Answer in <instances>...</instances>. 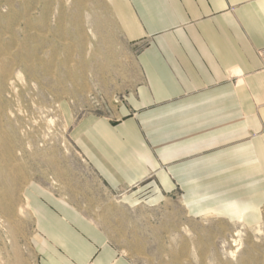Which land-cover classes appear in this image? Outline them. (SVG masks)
Listing matches in <instances>:
<instances>
[{"label": "rangeland", "instance_id": "obj_1", "mask_svg": "<svg viewBox=\"0 0 264 264\" xmlns=\"http://www.w3.org/2000/svg\"><path fill=\"white\" fill-rule=\"evenodd\" d=\"M118 1L0 0V264H35L32 182L70 198L134 264H264V199L230 208L251 189L264 196L260 173L248 177L256 185L218 186L227 194L219 204L190 202L180 185L115 194L80 152V120L120 122L136 82L143 46L124 36ZM136 191L137 201L124 200Z\"/></svg>", "mask_w": 264, "mask_h": 264}, {"label": "crops", "instance_id": "obj_2", "mask_svg": "<svg viewBox=\"0 0 264 264\" xmlns=\"http://www.w3.org/2000/svg\"><path fill=\"white\" fill-rule=\"evenodd\" d=\"M118 10L128 42L143 46L135 85L120 122L87 115L72 133L102 183L160 196L180 185L188 201L217 204L218 186L258 184L248 177L264 178V0H119ZM25 195L35 264H134L70 198L35 182Z\"/></svg>", "mask_w": 264, "mask_h": 264}, {"label": "built area", "instance_id": "obj_3", "mask_svg": "<svg viewBox=\"0 0 264 264\" xmlns=\"http://www.w3.org/2000/svg\"><path fill=\"white\" fill-rule=\"evenodd\" d=\"M258 57L262 65V69L264 70V48L258 51Z\"/></svg>", "mask_w": 264, "mask_h": 264}]
</instances>
